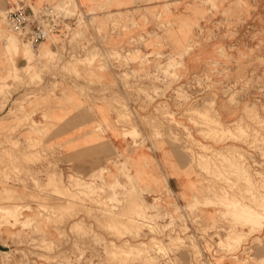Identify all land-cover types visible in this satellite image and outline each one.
<instances>
[{
    "label": "rangeland",
    "instance_id": "1",
    "mask_svg": "<svg viewBox=\"0 0 264 264\" xmlns=\"http://www.w3.org/2000/svg\"><path fill=\"white\" fill-rule=\"evenodd\" d=\"M24 1L0 0V264H264V0ZM17 5L68 27L33 48ZM84 111L185 163L165 177L191 194L68 153Z\"/></svg>",
    "mask_w": 264,
    "mask_h": 264
},
{
    "label": "crops",
    "instance_id": "2",
    "mask_svg": "<svg viewBox=\"0 0 264 264\" xmlns=\"http://www.w3.org/2000/svg\"><path fill=\"white\" fill-rule=\"evenodd\" d=\"M97 0H76L78 6L82 8V10H86L91 8L94 4L96 7L98 4H95ZM26 5H29V1H24ZM31 2V1H30ZM47 45L53 49L52 42L48 43ZM44 111H40L39 117H43L42 114ZM90 115V114H89ZM67 118V117H66ZM83 121L79 125H75L70 128L69 137L73 136L70 139L69 145L64 143V149L71 154V150L76 151V146L70 148L73 145H85L84 149L88 152L85 155L83 162L85 166L92 167L93 163H101L102 161H106L109 159L110 154L109 152L113 151L112 154L115 156L119 163L124 161H128L129 164L133 165L134 169L142 170V167L151 168L149 171L142 170L140 178L149 181L151 183H147L145 188L149 191L154 190L158 191L162 187H169L171 188L180 198L183 195L189 196L191 194V190L189 186L193 183V181L189 180L188 176L185 174H180L176 177L173 175L171 177H165V174L168 172L174 173V168L176 166H185V163H181L178 159L173 158L167 159L168 155H165L164 152L161 153L160 150L157 149V142H150V144L146 145V147L137 146L131 140L125 139L121 133H113L109 135V128L108 125L105 124V118L97 115V116H88V113L84 111L81 115L71 116L67 120H64V123H77ZM57 123V122H56ZM101 129H105L107 127L106 132L97 133V127ZM64 127H66L64 125ZM60 129H62L60 127ZM59 131L56 124L52 129V134ZM118 133V134H117ZM102 136H104V140H102ZM99 139L96 140V139ZM95 140L96 143L93 145V141ZM90 141V142H87ZM104 141V142H102ZM89 143V144H88ZM81 149V148H79ZM172 151V148L170 149ZM166 158V159H165ZM77 159V158H75ZM66 165L69 166H78V163H73L72 161L66 162ZM97 166V165H96ZM99 167V166H98ZM168 168V169H167ZM71 169V167H69ZM177 174V173H176ZM161 186L160 188L158 186Z\"/></svg>",
    "mask_w": 264,
    "mask_h": 264
},
{
    "label": "built area",
    "instance_id": "3",
    "mask_svg": "<svg viewBox=\"0 0 264 264\" xmlns=\"http://www.w3.org/2000/svg\"><path fill=\"white\" fill-rule=\"evenodd\" d=\"M54 12V8L48 5L40 8L17 5L8 11L7 21L15 34L35 48L60 37L63 27H68L66 17L51 16Z\"/></svg>",
    "mask_w": 264,
    "mask_h": 264
},
{
    "label": "bare ground",
    "instance_id": "4",
    "mask_svg": "<svg viewBox=\"0 0 264 264\" xmlns=\"http://www.w3.org/2000/svg\"><path fill=\"white\" fill-rule=\"evenodd\" d=\"M11 41V43L9 42V40H6L5 41V44H8L9 45V43H10V48H9V51H10V54H11V52H12V54L10 55V56H16V55H18L19 56V54L22 52V56L24 57V58H26V57H30V55H31V51L30 50H27V48L25 49V48H23V49H21L20 47H19V45H18V43L16 42V41H14V40H10ZM9 42V43H8ZM5 46V45H4ZM7 46V45H6ZM5 46V47H6ZM7 54V53H6ZM8 55V54H7ZM9 59V58H8ZM15 69H16V67H15ZM249 184V183H248ZM7 191V190H6ZM47 191V190H46ZM214 192V191H213ZM254 195V194H253ZM4 197V196H3ZM48 197V196H47ZM136 199V198H135ZM235 200V199H234ZM239 202V201H238ZM227 203V202H226ZM194 205V204H193ZM261 205V204H260ZM264 205V204H263ZM262 206V205H261ZM3 208V207H2ZM6 208V207H5ZM246 209V208H245ZM250 209V208H249ZM230 210V209H229ZM238 210H240V209H238ZM242 211V210H241ZM248 211H250V210H248ZM13 212V211H12ZM237 212V211H236ZM251 212V211H250ZM248 213V212H247ZM247 213H246V215H247ZM235 214V213H234ZM240 214V213H239ZM249 215V214H248ZM243 221V220H242ZM177 237V236H176ZM152 246V245H151Z\"/></svg>",
    "mask_w": 264,
    "mask_h": 264
}]
</instances>
